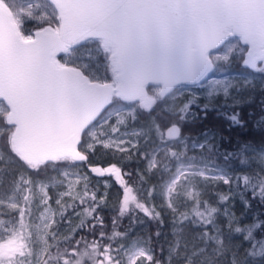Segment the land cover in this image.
Segmentation results:
<instances>
[{
	"label": "snow or ice",
	"instance_id": "snow-or-ice-1",
	"mask_svg": "<svg viewBox=\"0 0 264 264\" xmlns=\"http://www.w3.org/2000/svg\"><path fill=\"white\" fill-rule=\"evenodd\" d=\"M0 26V264H163L151 238L129 242L118 230L133 204L161 226L158 208L169 210V264H264V240L253 236L264 221L241 226L230 210L233 185L264 203V141L253 152L258 169L222 173L196 155L212 151L208 143L183 135L194 97L180 100L195 84H207L213 97L247 86L213 75L233 57L264 78V0H0ZM144 117L147 124L137 126ZM100 153L115 162L93 165L90 157ZM124 154L145 165L137 195L125 180L132 174L119 166ZM248 163L244 155L241 164ZM90 173L110 174L122 189L110 233L98 212L106 198L92 189ZM71 178L82 188L74 190ZM65 180L55 203L78 198L79 227L91 239L48 231L46 216L26 222L37 185L46 205L45 188ZM216 182L229 186L218 194L223 208L205 199ZM236 235L251 251L236 249Z\"/></svg>",
	"mask_w": 264,
	"mask_h": 264
},
{
	"label": "trees",
	"instance_id": "trees-1",
	"mask_svg": "<svg viewBox=\"0 0 264 264\" xmlns=\"http://www.w3.org/2000/svg\"><path fill=\"white\" fill-rule=\"evenodd\" d=\"M238 94L239 98L236 101L218 99L210 103L205 102L201 98L194 97L189 109V116L181 125L182 133L188 134L191 140H199L205 131L212 132L214 134L213 150L219 156L226 158L229 164H232L230 174L234 177L236 175L251 174L253 170L258 169V166L255 164L241 166L234 160L235 156L244 148H258L261 146L262 141H264V86L250 84L238 91ZM192 98V96H186L184 101ZM233 115L237 117L239 122L233 120ZM124 155L125 159L119 162V166L124 173L132 174L130 177L126 175L125 180L134 185L133 195H137V190H140L138 177L144 171L145 165L135 154L131 157H128L127 154ZM90 160L93 162V165L104 167L108 166L110 162H115L110 155L104 154L93 156ZM4 167L3 164H0V171H4ZM91 176L92 189L98 196H104L106 198V202L101 205L98 212L103 218L104 230L110 233L112 230V220L118 215V205L123 198L122 189L119 185L114 184L104 194L102 186L96 183V179L99 176L93 173H91ZM152 183H155V181L153 180ZM82 185L83 182L80 184L79 189L82 188ZM150 186L151 184H146L145 188ZM242 187L243 185L241 183ZM228 189L229 186L223 183L209 186L205 194V199H208L213 205L223 208L224 205L219 203L218 194L227 193ZM233 193L230 197L231 210L241 226L264 221V203H261L258 198L253 199L251 190L238 192L235 190V185H233ZM245 200L250 203V208L246 209L244 207ZM74 203L78 205L79 199L77 198L73 201L72 198L66 197L62 200L61 205H55V224L51 229H58L62 237L66 234L72 239H80L82 236L91 239L92 234L89 230L79 227L81 217L76 215V211L83 212V206L81 205L78 209L74 210ZM35 207L36 200L34 197L30 209V217L34 214ZM158 210L163 213L164 223L162 226L150 220L139 209H136L134 204L130 205V212L121 218L118 230L129 233V242L136 236L145 234L148 238H151L149 242L156 249L157 257L163 261V264H169L168 248L173 240L171 235L173 224L170 213L165 212L163 209L158 208ZM9 213L14 214L15 210L9 211ZM62 216L67 219H61ZM30 217L26 218V222ZM140 221L143 222L141 223ZM86 222L91 223V217H87ZM217 223L221 227H224L226 224L221 216H218ZM73 226H75L74 232L70 231ZM99 230L97 228V234ZM157 230L161 232L160 237H156L155 235ZM225 233L227 234L226 228ZM184 234L186 237H190L191 231L185 229ZM253 236L254 242L264 240V230L254 229ZM232 242L241 253L245 250L251 251L249 242L242 241L239 235L232 237ZM160 248H163V252L159 250ZM255 259L258 262L260 258L256 257ZM221 264H227V261H222Z\"/></svg>",
	"mask_w": 264,
	"mask_h": 264
},
{
	"label": "rangeland",
	"instance_id": "rangeland-1",
	"mask_svg": "<svg viewBox=\"0 0 264 264\" xmlns=\"http://www.w3.org/2000/svg\"><path fill=\"white\" fill-rule=\"evenodd\" d=\"M213 75L216 76L215 78H217V79L228 78L229 80L236 81V82H239L241 84H244V83H246L247 85L258 84L260 86H264V78H262L261 76H259L258 74H255V73H252L249 75L246 72V70L242 67V65L236 60L235 57H233L231 63H220L217 66V69L213 73ZM207 89H208L207 84L192 85V86H190V91L186 92L182 97H180V100L184 101L186 96H192V97L201 98L205 102L210 103V102H214L218 99L236 101L239 98L238 91L235 88L232 89V94L228 97H225L224 95H219V94L215 95L213 97L210 93L206 95ZM146 124H147V118L146 117L137 121V126H145ZM183 135L189 137L188 134H183ZM213 137H214V134L212 132L205 131L202 133L199 140H191L190 138L189 139H190V142L195 141L196 144L200 145V146H202L201 143H203V142L208 143L209 146L212 148V151H205V152L201 153L200 150H197L196 155L202 156L207 160H211L214 163V165L216 166V168L218 170H220L222 173H225V174L229 173L230 174V169L232 167V164H229V162H227L226 158L219 156L213 150ZM0 147H2V144H0ZM248 149H249V151L246 154L242 155L243 150L239 154H237L235 156L234 161H237L239 163V165H241V166H249L252 164L257 165V163L255 161V157L253 156V152H254L255 148H248ZM101 154H103V153H100L97 155H101ZM244 155H247V157L249 158L248 164H241V160L244 158ZM262 155H264V154H262ZM91 163L93 164V162H91ZM80 171L86 172L87 168L81 169ZM89 175H90V177H92L91 173ZM61 179H63V177H61ZM71 179H73L74 190H78L80 188V184L83 181L76 183L74 178H71ZM105 181H107V185L105 184ZM96 183H98L99 185L102 186L104 194H106L114 184H117L115 181V177H113L111 175L99 176V178L96 179ZM218 183H222V182H216L215 184H218ZM66 185H67V180H65L64 186L53 183V184H50L48 187H46L45 192L48 193V197H49L48 203L46 205L38 203V201L40 200V197L43 194L40 193L39 185H37V187L35 188L36 207H35L34 214L32 215V217H30V220L34 221L35 224H39L42 222L40 218L42 216H46L49 220L50 225H51V227H50V229H51L52 226H54V224H55V205H56L55 200L58 198L59 192L66 190ZM66 197H68V196L62 197L61 199L63 200ZM68 198H72V197H68ZM154 202L157 205H159L160 198L157 196L156 200ZM45 209H48V211H45ZM163 210L167 213H170L169 210H167V209H163ZM230 210H231V204H230ZM9 211H12V210H9ZM220 216L223 219L224 223H226L227 218L223 215H220ZM50 229L48 231H50ZM171 235L173 237V229L171 230ZM136 240H149V238L145 234H140V235L136 236L135 238H133L130 242H135ZM172 242H174V237H173V240L171 241V243Z\"/></svg>",
	"mask_w": 264,
	"mask_h": 264
},
{
	"label": "water",
	"instance_id": "water-1",
	"mask_svg": "<svg viewBox=\"0 0 264 264\" xmlns=\"http://www.w3.org/2000/svg\"><path fill=\"white\" fill-rule=\"evenodd\" d=\"M0 27H2V26H0ZM95 175H96V174H95ZM105 175H110V174H107V173H106ZM97 176H98V175H97Z\"/></svg>",
	"mask_w": 264,
	"mask_h": 264
}]
</instances>
